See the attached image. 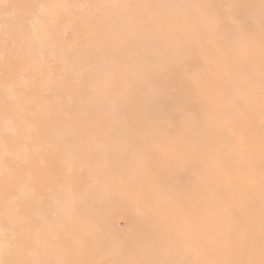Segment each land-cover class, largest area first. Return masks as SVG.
Returning a JSON list of instances; mask_svg holds the SVG:
<instances>
[{"label": "rangeland", "instance_id": "rangeland-1", "mask_svg": "<svg viewBox=\"0 0 264 264\" xmlns=\"http://www.w3.org/2000/svg\"><path fill=\"white\" fill-rule=\"evenodd\" d=\"M0 264H264V0H0Z\"/></svg>", "mask_w": 264, "mask_h": 264}]
</instances>
